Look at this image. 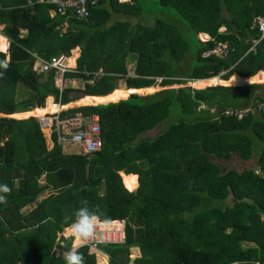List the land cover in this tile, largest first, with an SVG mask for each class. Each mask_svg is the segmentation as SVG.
<instances>
[{
	"label": "trees",
	"instance_id": "1",
	"mask_svg": "<svg viewBox=\"0 0 264 264\" xmlns=\"http://www.w3.org/2000/svg\"><path fill=\"white\" fill-rule=\"evenodd\" d=\"M145 1L99 0L77 21L51 17L46 2L0 0L9 42L0 52V184L11 189L0 205V264H65L70 238L55 241V233L84 199L102 219L126 220L123 242L98 245L107 264L264 263V117L224 113L264 102V83H249L264 70L256 23L264 0H155L159 12ZM200 32L209 37L201 41ZM75 48V68L63 77L81 79L84 95L72 97L76 89L57 86L56 73L33 66L34 55L68 57ZM231 77L238 81L223 83ZM121 79L126 91L116 88ZM187 81L201 83L141 95ZM73 106L81 107L60 116L98 117L102 146L93 154L63 152L56 135L19 114ZM234 154L252 167L222 165ZM133 248L140 255L131 258ZM79 250L96 264L89 246Z\"/></svg>",
	"mask_w": 264,
	"mask_h": 264
},
{
	"label": "built area",
	"instance_id": "2",
	"mask_svg": "<svg viewBox=\"0 0 264 264\" xmlns=\"http://www.w3.org/2000/svg\"><path fill=\"white\" fill-rule=\"evenodd\" d=\"M51 4L52 11L55 15H61L66 18H72L77 21H84L90 17V9L96 6L99 0H36ZM32 4V0H28ZM258 29L261 32V37H264V17H256ZM66 24L64 23V26ZM1 31V30H0ZM9 43V42H8ZM33 66V70L38 75L49 72L62 73L71 71L67 65V57L63 54L54 56L49 60L37 57ZM55 101V100H54ZM56 105V104H55ZM62 107V106H61ZM60 107V108H61ZM68 109H60L54 113H46L43 116L36 117L40 129L50 127L52 134L56 135L58 143L62 146L71 144L80 147V154H93L101 149L102 143L100 139V127L98 117L83 116L76 113L70 117L62 118L60 114ZM260 114L264 117V102H257L255 108L245 110H234L231 112L225 111V114H230L237 119H241L247 112ZM111 226L102 232L97 241L88 245L90 249L98 248L100 244L123 242L125 238V219L112 220ZM120 223V224H118ZM76 243L75 245H78ZM74 244L68 249L70 250ZM57 253V248L53 249ZM52 250V251H53ZM67 250V251H68ZM66 251V252H67ZM264 264V263H263Z\"/></svg>",
	"mask_w": 264,
	"mask_h": 264
},
{
	"label": "rangeland",
	"instance_id": "3",
	"mask_svg": "<svg viewBox=\"0 0 264 264\" xmlns=\"http://www.w3.org/2000/svg\"><path fill=\"white\" fill-rule=\"evenodd\" d=\"M145 8L150 10V11H155V12L160 11L157 7V4H155V0H146L145 1ZM224 29H225L224 27L220 28V30H224ZM198 38L202 41L205 39V36H201L199 34ZM224 47H225L224 44L218 45L217 48H215L213 51L217 54H222L224 52ZM1 51L2 50L0 49V52ZM78 54H79L78 48H75L69 52L70 57L76 55V56L72 57V59L69 63L70 67L73 66V67H71V70L74 68V65H75L74 61L78 57ZM132 68H133L132 63H128L129 74H133ZM62 76H63L62 73H56L55 84L56 85L58 84V86L61 88H65V87L74 88L76 90L71 93V96L72 97L79 96L80 93H82L79 90H81L83 88V84H84L83 81L81 79H78V78H65ZM158 80H159V78H157V81ZM189 83H190V81H187L184 84L173 83V84L166 85V86H160V85L156 84V85H154L156 87V89H154V90L145 89L142 94L141 93H138V94L145 95V94L154 92V91L162 89V88H167V87L177 88L178 86H191L193 88H196V87L190 85ZM253 84H255V83H253ZM118 86L120 87V91H126L127 90L125 82L122 79L118 81ZM26 92H27L26 89H24L23 87H20L18 96L22 97V96H24V94ZM258 92H261V89H258ZM71 103H73V102H71ZM71 103H69V104H71ZM78 107H81V106H73V107H69L66 109H73V108H78ZM35 113L38 115L41 114L39 110L38 111L36 110V112L35 111L32 112V110L22 111L19 114L30 115V116L33 115L34 116V115H36ZM1 116H5V115H0V117ZM8 117H11V116H8ZM17 119H20V118H17ZM158 130H159V127H156L155 129H152V130L148 131L147 133H145L144 136L151 138L157 133ZM62 149H63V152L68 153V154H79V152H80V147L77 145L68 144V145L62 146ZM222 165L227 166L229 168H235V169L240 170L243 168L252 167L253 159L241 160L236 154H234V155H232V157L229 160L222 161ZM43 182H44V179H43V176H41L39 178V183H43ZM47 194H48V190H45V192L42 193V195H40L39 199L45 197ZM26 211H28V210H26ZM118 224H120V223H118ZM67 229H68V227H63L61 230H59V231L57 230L55 233V235H56L55 241H57L60 237L70 238V247H71V245H73V244L75 245L76 243H75V239L71 236L70 230L69 229L67 230ZM66 230H67V232H66ZM53 249H54V247L51 250H53ZM90 250L95 252V254H96V264H100L101 262H103V260L106 261L107 255L100 252L99 249L95 248V249H90ZM53 252L55 253L56 251L53 250ZM139 255H140V253H139V250L137 248L131 249V254H130L131 258H134V257L139 256ZM106 264H107V262H106Z\"/></svg>",
	"mask_w": 264,
	"mask_h": 264
},
{
	"label": "clouds",
	"instance_id": "4",
	"mask_svg": "<svg viewBox=\"0 0 264 264\" xmlns=\"http://www.w3.org/2000/svg\"><path fill=\"white\" fill-rule=\"evenodd\" d=\"M0 67L6 69L7 64H0ZM10 192L11 189L7 184H0V205H7ZM112 223L113 222L110 218L104 217L102 219L96 211L90 209L86 199L81 200L80 207L75 211L73 217L70 218V223L68 225L71 236L79 241V244L63 253L65 264H85L84 255L79 250L80 247L88 246L90 244L95 247L93 242L97 241L102 232L107 230ZM235 264H247V262L238 261L235 262Z\"/></svg>",
	"mask_w": 264,
	"mask_h": 264
},
{
	"label": "crops",
	"instance_id": "5",
	"mask_svg": "<svg viewBox=\"0 0 264 264\" xmlns=\"http://www.w3.org/2000/svg\"><path fill=\"white\" fill-rule=\"evenodd\" d=\"M119 1H127V0H119ZM50 15H51V17L52 16H54L55 14H54V12L51 10L50 11ZM3 29V25H0V30H2ZM64 30H65V26H63V28H62V32H64ZM200 35H202V36H205V39L204 40H206L208 37H209V35L208 34H205V33H202V32H200L199 33ZM198 34V35H199ZM0 37H3V38H5V39H7L5 36H3L1 33H0ZM8 40V39H7ZM203 41V40H202ZM8 47H9V43H8V41H2L1 43H0V49L2 50L1 52L2 53H6L7 54V51H8ZM8 56H7V60H8ZM71 57L70 56H68L67 57V61L70 59ZM76 60V59H75ZM68 64V63H67ZM74 64H75V61H74ZM70 69H71V67H69ZM74 68H75V65H74ZM73 68V69H74ZM63 77V76H62ZM234 77H238V74H236ZM212 79H217V78H212ZM212 79H210V80H212ZM238 79H239V77H238ZM253 79V80H252ZM210 80H208L209 82H211ZM239 80H241V79H239ZM252 80V81H251ZM231 81H238V80H233L232 79V77L228 80V81H225V82H223V83H227V82H231ZM242 81V83H238L239 85H245L246 83H248V82H244L243 80H241ZM250 81L251 82H249V83H258V84H261V83H264V70H262V71H260L256 76H254L253 78H251L250 79ZM201 83V81H196V82H191V83H189L190 85H192V86H198L199 84ZM210 84H212V83H210ZM57 86H58V84H57ZM231 86H234V85H231ZM61 88V87H60ZM62 89V88H61ZM128 89V88H127ZM48 99H52V102L54 103V104H56V105H58L59 107H63V106H65V105H61V104H57V103H55V101H54V97L53 96H50V97H48ZM79 99H80V97H79ZM73 102H75V101H73ZM46 103H47V101H46ZM46 103H45V105H44V107L46 106ZM67 105V104H66ZM41 108H43V107H41ZM36 109V108H35ZM37 110H41V111H43L42 109H37ZM22 112V111H21ZM44 112V111H43ZM6 116V115H5ZM28 116H30V115H28ZM31 116H33V115H31ZM124 173V172H123ZM120 174V173H119ZM125 174V173H124ZM126 175V174H125ZM129 175H131V174H129ZM120 176H121V174H120ZM138 186H139V183H138ZM29 208L30 207H27V208H25L24 209V211H26V210H29ZM68 227V226H67ZM103 254H105V253H103ZM107 255V254H106ZM107 259H108V255H107V257H106V262H107Z\"/></svg>",
	"mask_w": 264,
	"mask_h": 264
},
{
	"label": "water",
	"instance_id": "6",
	"mask_svg": "<svg viewBox=\"0 0 264 264\" xmlns=\"http://www.w3.org/2000/svg\"><path fill=\"white\" fill-rule=\"evenodd\" d=\"M51 74H53V72H51ZM118 87V83L116 85V88ZM84 94L83 93H80L79 96H83ZM122 100H126V99H122ZM121 101V100H120ZM119 102V101H118ZM114 103V102H113ZM117 103V102H115ZM109 104V103H108ZM99 105H107V104H99ZM97 106V105H96ZM36 118V117H35ZM90 179V165L87 164L86 166V180H89Z\"/></svg>",
	"mask_w": 264,
	"mask_h": 264
},
{
	"label": "bare ground",
	"instance_id": "7",
	"mask_svg": "<svg viewBox=\"0 0 264 264\" xmlns=\"http://www.w3.org/2000/svg\"><path fill=\"white\" fill-rule=\"evenodd\" d=\"M36 110H37V109H33L32 112H33V111L36 112ZM37 111H38V110H37ZM39 111H40L41 114L38 115V114L35 113L36 115H34V117H40V116L45 115V113H44L43 111H41V110H39ZM42 130L45 131V132H47V131H51L50 127L43 128ZM51 132H52V131H51ZM77 242H78V241L75 240V243H77Z\"/></svg>",
	"mask_w": 264,
	"mask_h": 264
}]
</instances>
